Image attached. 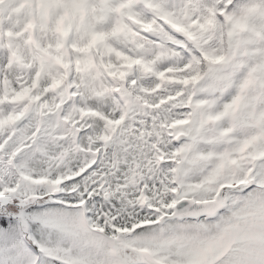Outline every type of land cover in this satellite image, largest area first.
Masks as SVG:
<instances>
[{
    "label": "snow or ice",
    "instance_id": "obj_1",
    "mask_svg": "<svg viewBox=\"0 0 264 264\" xmlns=\"http://www.w3.org/2000/svg\"><path fill=\"white\" fill-rule=\"evenodd\" d=\"M0 264H264V0H0Z\"/></svg>",
    "mask_w": 264,
    "mask_h": 264
}]
</instances>
